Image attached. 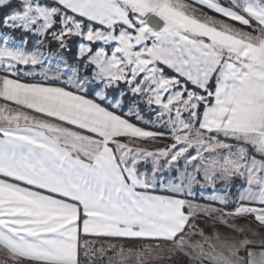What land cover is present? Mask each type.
Instances as JSON below:
<instances>
[{"label": "snow or ice", "instance_id": "1", "mask_svg": "<svg viewBox=\"0 0 264 264\" xmlns=\"http://www.w3.org/2000/svg\"><path fill=\"white\" fill-rule=\"evenodd\" d=\"M0 264H264V0H0Z\"/></svg>", "mask_w": 264, "mask_h": 264}]
</instances>
